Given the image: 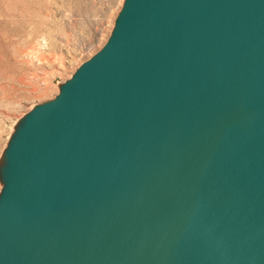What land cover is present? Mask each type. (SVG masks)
Segmentation results:
<instances>
[{"label": "water", "instance_id": "water-1", "mask_svg": "<svg viewBox=\"0 0 264 264\" xmlns=\"http://www.w3.org/2000/svg\"><path fill=\"white\" fill-rule=\"evenodd\" d=\"M12 125L0 264H264V0H123Z\"/></svg>", "mask_w": 264, "mask_h": 264}, {"label": "rangeland", "instance_id": "rangeland-1", "mask_svg": "<svg viewBox=\"0 0 264 264\" xmlns=\"http://www.w3.org/2000/svg\"><path fill=\"white\" fill-rule=\"evenodd\" d=\"M123 0H0V153L13 123L107 41Z\"/></svg>", "mask_w": 264, "mask_h": 264}]
</instances>
